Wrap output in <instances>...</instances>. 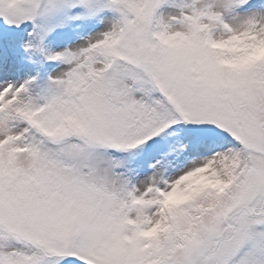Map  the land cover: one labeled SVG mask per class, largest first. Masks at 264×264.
<instances>
[{
  "label": "snow or ice",
  "instance_id": "6c2138e0",
  "mask_svg": "<svg viewBox=\"0 0 264 264\" xmlns=\"http://www.w3.org/2000/svg\"><path fill=\"white\" fill-rule=\"evenodd\" d=\"M0 264H264V0H0Z\"/></svg>",
  "mask_w": 264,
  "mask_h": 264
}]
</instances>
